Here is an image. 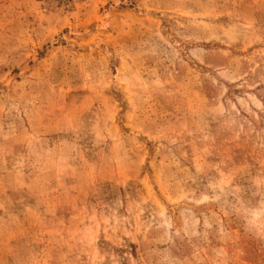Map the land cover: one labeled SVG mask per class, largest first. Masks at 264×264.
Segmentation results:
<instances>
[{
	"label": "rangeland",
	"instance_id": "obj_1",
	"mask_svg": "<svg viewBox=\"0 0 264 264\" xmlns=\"http://www.w3.org/2000/svg\"><path fill=\"white\" fill-rule=\"evenodd\" d=\"M0 264H264V0H0Z\"/></svg>",
	"mask_w": 264,
	"mask_h": 264
}]
</instances>
